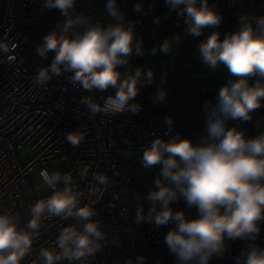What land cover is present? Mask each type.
Masks as SVG:
<instances>
[{"label": "clouds", "instance_id": "clouds-1", "mask_svg": "<svg viewBox=\"0 0 264 264\" xmlns=\"http://www.w3.org/2000/svg\"><path fill=\"white\" fill-rule=\"evenodd\" d=\"M170 11L185 17L186 33L201 36L206 28H218L222 15L209 0H165ZM76 0H44V7L58 9L66 19L42 37L37 46V54L45 58L50 51L55 52L50 66H41L33 83L37 87L46 85L53 75L71 73L73 84L79 82L83 90L106 91L116 89L108 95L103 105L92 96H84L81 103L91 116L142 110L139 102H134L140 87L150 85L154 71L137 67L133 72H122L129 65L133 55L143 56L142 39H137L135 22L126 21L125 14L117 7L116 0H107L108 15L115 23L106 26L92 23L84 14H72ZM135 11L142 5L137 3ZM157 22L159 17L156 18ZM240 27L220 39V32L213 31L206 40L198 44L202 61L215 69L223 64L231 76L220 88L217 102H206L207 133L211 142L193 145L188 138L170 140L156 138L143 149L141 164L150 169L162 165L154 180V189L148 193L151 201L147 215L142 208L137 210L136 222L153 223L156 227L174 223L165 236L168 250L177 258L178 264H209L213 257H223L226 240L241 239L248 244L235 257V264H264V247L256 244L261 231L260 221H264V132L254 138H246L243 131L226 127L229 119L249 121L252 113L262 107L264 100V16L253 20L247 15L239 17ZM255 25V26H254ZM80 29H83L81 31ZM16 45L11 41H0V51L9 53ZM171 41L164 40L153 46L151 55L158 52L168 54ZM12 62L14 56H7ZM142 75L145 79L142 81ZM256 77L254 83H250ZM167 93L158 89L154 102H163ZM169 126L171 117H165ZM84 131H69L66 139L78 147L85 140ZM83 167L80 175L88 174ZM44 185L53 189L46 199H39L31 205V219L27 228L18 230L15 218L0 214V264H20L29 253L33 243V233L39 231L40 222L47 212L51 216L75 217L83 223V230L66 226L57 237L60 252L42 249L44 264H54L62 258L68 261L85 260L94 256L103 247L106 234L94 208L84 205L77 207L79 193L71 187L72 175L61 172L40 171ZM94 179L103 186L109 184V177L97 173ZM63 180L65 187L57 189ZM183 198L188 207L197 209V217L188 219L184 211H174L170 205ZM159 207V210H158ZM145 257L129 259L126 264H144Z\"/></svg>", "mask_w": 264, "mask_h": 264}, {"label": "built area", "instance_id": "built-area-1", "mask_svg": "<svg viewBox=\"0 0 264 264\" xmlns=\"http://www.w3.org/2000/svg\"><path fill=\"white\" fill-rule=\"evenodd\" d=\"M106 2L76 0L72 14H84L92 23L100 22L105 26L115 23L107 13ZM116 3L126 21L135 22V35L142 39L144 55L164 40L178 37V84L187 95L179 111L165 100L154 102L157 91L150 85L140 87L135 98L134 102L142 105L140 112L97 113L94 117L81 99L92 96L103 105L116 89L83 90L79 82L73 84L69 72L53 75L46 85L37 87L33 80L38 68L50 66L55 56V52L50 51L45 58L40 57L37 46L42 43V37L56 30L57 24H62L66 17L58 9L45 8L44 0H0V41L8 40L16 45L14 51L7 54L0 51V214L13 216L18 230L31 232L27 228L31 205L46 199L53 191L44 185L40 171H59L62 176L71 173V187L74 193H79L77 207L94 208L96 215L91 219L99 221L106 234L102 249L87 261L62 258L54 264H126L127 260L135 261L141 255L145 257L144 264H178L165 243L167 232L175 224L156 227L147 221L136 222L139 182L153 168L146 169L135 159L142 158L143 149L156 138H188L195 145L196 133L191 122L186 121V106L207 118L202 96L211 94L217 99L220 88L230 79L227 82L220 77L194 79L189 72L193 45L206 40L213 31L220 32L221 40L226 34L236 32L242 14L249 16L253 23L255 17L264 16V0H209V5H214L222 15V22L218 28H206L201 36L193 37L185 31V17L170 11L165 0H116ZM137 3L142 5L139 12L134 9ZM9 55L15 60L9 62ZM141 58L133 55L129 65L120 70L134 73L138 66L145 70ZM221 69L228 73L225 66ZM144 79L142 75L141 80ZM255 79L253 77L250 83ZM259 110H255L247 122L229 119L226 127L243 131L247 138L250 125L259 121L255 118ZM165 117L172 118L171 126L166 124ZM77 130L84 131L86 136L74 147L67 142L66 133ZM20 148L29 150L30 158L22 159L18 155ZM57 161L66 166L59 168ZM83 167L89 169L85 176L80 175ZM97 173L109 177L107 186L94 179ZM64 187L61 180L57 189ZM66 226L83 230V223L75 217L64 219L46 212L38 234L33 233L31 249L20 264H44L42 249L60 252L57 237ZM247 244L241 239L226 240L223 257H213L209 264H235V257ZM256 244L264 247V233L258 234Z\"/></svg>", "mask_w": 264, "mask_h": 264}, {"label": "rangeland", "instance_id": "rangeland-1", "mask_svg": "<svg viewBox=\"0 0 264 264\" xmlns=\"http://www.w3.org/2000/svg\"><path fill=\"white\" fill-rule=\"evenodd\" d=\"M169 40L171 41L170 53L163 54L158 52L153 56L149 51L142 56L141 60L145 67V71L148 68H151L154 71V80L150 86L156 91L158 89L165 90L167 93L165 101L168 102L176 111H179L184 102L187 101V95L182 92V88L178 84L179 75L177 62L179 56V40L176 36ZM198 44L193 45L191 50L189 72L192 77L194 79L220 77L224 79L225 82L228 81V78L234 81L233 76H231L229 72L227 74L225 73L226 69H221V67L224 66L223 64H220L217 68L212 69L202 61L198 52ZM257 129L258 131L264 129V119L258 121ZM18 155L24 160L30 158V152L25 148H20L18 150ZM135 161L141 164V158H136ZM55 164L59 168H64L66 166L64 162L60 161L55 162Z\"/></svg>", "mask_w": 264, "mask_h": 264}, {"label": "trees", "instance_id": "trees-1", "mask_svg": "<svg viewBox=\"0 0 264 264\" xmlns=\"http://www.w3.org/2000/svg\"><path fill=\"white\" fill-rule=\"evenodd\" d=\"M202 102L204 105L206 102H211L212 104H215L217 102V99L211 94L204 95L202 96ZM186 108V121L191 122V127L196 133L195 145H201L206 141L211 142L208 138L207 133V118L201 112L196 111L189 106H186ZM255 118L258 120L264 119V102H262V107L260 108L259 112H257ZM257 127L258 123L255 122L250 125L247 138H254L261 132H264V129L258 131ZM160 167H162V165H158L153 169H150L148 172L145 173L142 180L139 182V195L136 203V209L138 210L142 208L144 214L146 215L151 205V201L147 199V196L148 193L154 189V180L159 174ZM170 207H172L174 211H184L185 216L188 219H194L197 217V209L195 208V206L188 207L186 201L182 197L179 198L177 201L173 202ZM259 226L261 228L260 232L264 233V221H260Z\"/></svg>", "mask_w": 264, "mask_h": 264}]
</instances>
